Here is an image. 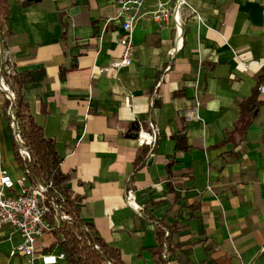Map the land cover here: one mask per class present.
Here are the masks:
<instances>
[{
  "label": "crops",
  "instance_id": "1",
  "mask_svg": "<svg viewBox=\"0 0 264 264\" xmlns=\"http://www.w3.org/2000/svg\"><path fill=\"white\" fill-rule=\"evenodd\" d=\"M25 1L9 0L10 16L0 20L3 48L18 74L46 69L42 81L14 89L54 141L71 190L85 198L79 219L93 224L126 264H155L145 249L159 245L163 232L172 234L173 249L181 246L168 264H180L182 250L186 264H264V0H187L205 23L181 9L184 38L174 57V22L160 27L146 15L134 32L132 65L117 77L94 72L123 55L119 23L100 39L119 0ZM165 1L146 0L144 11ZM111 117L118 123L110 125ZM134 124L160 129L147 160L150 146L127 137ZM183 128L190 147L178 152L172 136ZM13 142L9 100L0 89V172L17 179L27 164L16 160ZM128 189L139 211L128 205ZM56 230L39 239L35 264H47L43 256L72 264L58 257L64 250L54 245ZM21 241L17 229L0 230V264H31L12 254Z\"/></svg>",
  "mask_w": 264,
  "mask_h": 264
},
{
  "label": "built area",
  "instance_id": "2",
  "mask_svg": "<svg viewBox=\"0 0 264 264\" xmlns=\"http://www.w3.org/2000/svg\"><path fill=\"white\" fill-rule=\"evenodd\" d=\"M118 3L119 13L115 18H108L105 21L100 39L103 38L104 33H106L113 21L119 23L122 28L119 43L123 45L124 52L122 56L111 59L108 64L96 67L95 74L117 77L121 69L132 65L133 55L136 50L133 43L134 32L146 15H150L151 19L160 27L170 24L171 21L174 22L176 40L175 46L169 54L171 57H174L176 51L183 43L184 33L180 18L181 9L189 7L197 15L198 20L205 23L203 17L187 0L159 2L158 7L151 11H144L146 0H119ZM1 37L0 31V89L7 94L14 141L27 165L25 171L17 179H14L7 169H2L0 172V230L5 226L17 229L22 236V241L14 248L12 254L28 257L29 262L35 264L39 239L44 234L61 228L72 217L63 209L62 202L64 198L52 183H47L40 179L32 180L29 176V173H31L32 154L23 137L20 123L16 116L19 93L14 89V86L17 83L18 70L12 60L6 55ZM170 68L171 64L168 65L166 70ZM163 80L164 75L160 77L156 85L155 94H157ZM260 91L264 93V84L260 86ZM150 127L152 131L139 127V138L137 140L140 145L151 146L160 135V129L157 125L151 124ZM50 189H53L52 195L49 194ZM126 193L128 205L139 211L141 208L134 191L128 189ZM76 234L79 235L80 233L77 231ZM167 234L169 235V232ZM170 255L171 252L167 250L164 255L167 260L166 264L169 263ZM65 256V252L58 255L59 258H65ZM43 260L47 264L56 263L57 257L43 256Z\"/></svg>",
  "mask_w": 264,
  "mask_h": 264
},
{
  "label": "trees",
  "instance_id": "3",
  "mask_svg": "<svg viewBox=\"0 0 264 264\" xmlns=\"http://www.w3.org/2000/svg\"><path fill=\"white\" fill-rule=\"evenodd\" d=\"M33 1L34 0H27L25 4H31ZM9 16V0H0V20L2 18L7 19ZM45 76V67H37L32 70L20 72L16 77V81L19 84L27 85L28 83L40 82ZM61 78L62 80H66L65 70H62ZM26 107L27 104L19 94L16 105V116L20 123L23 137L32 154V162L30 164L31 173H29V176L32 180L40 179L44 182L52 183L64 198L62 202L63 209L72 217L70 221L65 222L61 228L54 232L57 236V241L54 245L59 243L62 246L67 259L72 264H100L101 262H105L106 264H126L118 248L110 246L104 239L97 236L93 224H86L79 219L80 203H82L85 198L71 190L70 173L62 170L61 157L56 149L54 141L44 135L42 126H40L30 114H27ZM108 122L110 125H115L118 123V119L117 117H111L108 119ZM250 123L249 121L246 125L241 127L244 133L247 131ZM172 138L176 141V150L178 152H185L189 149L190 146L187 141L185 128L175 133ZM147 146L149 145H142V149H145ZM156 146L157 139L154 144L150 146V151L145 155V159L148 158L150 154L152 155L154 153ZM12 149L16 160L23 165L22 157L14 142L12 144ZM172 166L173 162L167 164V173L168 186L170 190L174 192L178 181H176V176L173 174ZM79 183L81 185L83 184V182ZM49 194H53V189H50ZM190 207L197 209L195 206ZM77 231L80 233V236L76 234ZM60 234L64 236V240L61 239ZM171 235L170 233L167 236L166 232H163V240L159 245L145 249L153 255L155 264H166L167 260L164 258L166 251L169 250L171 252V250L181 247L177 245L173 249L169 242ZM176 259L180 264H186L187 256L184 250L177 255Z\"/></svg>",
  "mask_w": 264,
  "mask_h": 264
},
{
  "label": "water",
  "instance_id": "4",
  "mask_svg": "<svg viewBox=\"0 0 264 264\" xmlns=\"http://www.w3.org/2000/svg\"><path fill=\"white\" fill-rule=\"evenodd\" d=\"M128 138L138 139L139 138V125H132L129 132L127 133Z\"/></svg>",
  "mask_w": 264,
  "mask_h": 264
},
{
  "label": "rangeland",
  "instance_id": "5",
  "mask_svg": "<svg viewBox=\"0 0 264 264\" xmlns=\"http://www.w3.org/2000/svg\"><path fill=\"white\" fill-rule=\"evenodd\" d=\"M100 264H106L105 262H101Z\"/></svg>",
  "mask_w": 264,
  "mask_h": 264
}]
</instances>
